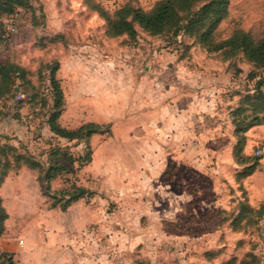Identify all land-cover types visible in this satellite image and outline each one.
<instances>
[{"label":"rangeland","instance_id":"1","mask_svg":"<svg viewBox=\"0 0 264 264\" xmlns=\"http://www.w3.org/2000/svg\"><path fill=\"white\" fill-rule=\"evenodd\" d=\"M159 1L46 0L44 9L40 0H30L27 10L18 9L7 19L8 28L16 32L0 43V66H9L0 73V169L4 156L11 154L4 155L8 153L7 146L47 162L52 157L51 150L58 145L74 158L84 160L83 142L67 144L56 138L46 124L54 98L51 71L55 69L62 92V115L70 92L68 64L74 49L80 59L90 55L81 48L98 45L106 57L114 58L119 54L127 58L140 44H148L153 50L190 51L194 65L211 70L204 76L217 79V125L229 127L231 137L226 136L228 132H200L203 150H207L202 164L171 163L163 175L161 191L148 202L147 215L133 217L130 229L114 232L115 239L109 240L106 233V248L122 247L118 250L122 264H264L263 215L242 211L243 205L258 210L264 203V132H259L258 126L249 128L238 156L233 154L237 142L235 124L241 120L246 124L254 106L263 100L264 67L248 62L240 53L207 52L198 36L184 35L182 31L166 29L152 34L133 24V36L108 32V20L115 19L121 8L148 11ZM235 29L260 36L264 31V0H229L227 15L219 23L215 37L223 39ZM206 121L209 125L215 120ZM105 129L102 126L95 130L88 140L91 151L100 150L103 141L111 137ZM256 145L263 149L259 157L255 155ZM252 165L254 169L249 173ZM8 176L16 181L14 191L3 184ZM75 176L86 180L81 170ZM6 178L0 185L1 206L5 199L8 206L16 204L18 208V201L10 196L19 193L21 179L26 180L24 186L30 192L40 189L36 171L29 168L14 169ZM61 184L58 181L55 187Z\"/></svg>","mask_w":264,"mask_h":264},{"label":"crops","instance_id":"2","mask_svg":"<svg viewBox=\"0 0 264 264\" xmlns=\"http://www.w3.org/2000/svg\"><path fill=\"white\" fill-rule=\"evenodd\" d=\"M40 3L47 8L46 0ZM136 47L127 58L106 57L100 45L81 48L90 53L81 59L77 49L72 52L60 123L67 129L98 124L111 137L101 140L100 150L92 148L91 161L81 169L86 180L77 177L90 196L65 210L51 208L40 189L30 192L21 179L19 193L10 196L18 208L4 199L0 252L10 253L15 264H104L106 233L115 239L114 232L130 229L133 217L147 215L170 164H202L207 150L200 132H228L229 138L232 130L217 125V79L204 76L211 70L194 65L190 51ZM207 119L214 125H206ZM257 129L264 132V125ZM4 182L14 191L16 181L8 176Z\"/></svg>","mask_w":264,"mask_h":264},{"label":"trees","instance_id":"3","mask_svg":"<svg viewBox=\"0 0 264 264\" xmlns=\"http://www.w3.org/2000/svg\"><path fill=\"white\" fill-rule=\"evenodd\" d=\"M229 0H160L152 9L145 11L140 8L123 7L115 13V19L108 20V32L111 35L126 33L135 34L133 24H137L143 30L159 34L166 29L182 31L183 34L199 37V42L207 52L225 51L230 55L240 53L248 62L264 67V31L254 37L248 32L235 29L227 37L217 39L216 29L219 23L226 17ZM30 0H0V43L4 42L9 34L7 19L12 18L18 9L27 10ZM6 18L5 21H1ZM9 66H0V73L5 72ZM55 69L51 71L50 83L53 100L46 120L51 133L59 140L65 142H83L86 146L84 160L81 157L74 158L66 148L55 146L51 150L52 157L47 162L40 161L27 152L20 153L17 148L7 146L8 153L4 152L3 165L0 169V185L14 169L21 167L36 171V181L42 193L48 198L51 208L59 207L65 210L72 202L81 197L90 196V190L78 183L75 173L81 170L92 159V151L88 146V140L101 128L98 124L86 123L76 129H67L60 125L62 106V92L55 79ZM3 77V76H2ZM263 100L253 108V114L249 121L243 124V120L235 124L234 135L237 138L233 147L234 156H238L242 148L244 133L253 126L264 125V93ZM246 117H244V120ZM10 152V153H9ZM75 163L77 166L75 167ZM254 165L249 166L251 173ZM60 181L62 187L53 188L52 183ZM54 201L51 202L50 201ZM1 206V204H0ZM243 212H254L263 215L264 203L258 210L243 205ZM7 215L3 206L0 207V234L4 231V221ZM0 264H15L10 253L0 252Z\"/></svg>","mask_w":264,"mask_h":264},{"label":"built area","instance_id":"4","mask_svg":"<svg viewBox=\"0 0 264 264\" xmlns=\"http://www.w3.org/2000/svg\"><path fill=\"white\" fill-rule=\"evenodd\" d=\"M10 33H15L16 30L13 27L7 28ZM262 147L259 145L255 146V155L257 157L262 155ZM121 255L112 247L107 246L105 250V262L104 264H122Z\"/></svg>","mask_w":264,"mask_h":264}]
</instances>
